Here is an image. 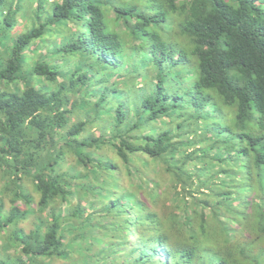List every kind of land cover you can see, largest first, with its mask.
<instances>
[{"label":"clouds","instance_id":"clouds-1","mask_svg":"<svg viewBox=\"0 0 264 264\" xmlns=\"http://www.w3.org/2000/svg\"><path fill=\"white\" fill-rule=\"evenodd\" d=\"M0 264H264V0H0Z\"/></svg>","mask_w":264,"mask_h":264}]
</instances>
